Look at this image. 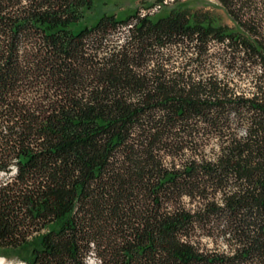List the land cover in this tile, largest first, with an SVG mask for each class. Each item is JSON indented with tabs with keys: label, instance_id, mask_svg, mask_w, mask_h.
Returning <instances> with one entry per match:
<instances>
[{
	"label": "trees",
	"instance_id": "16d2710c",
	"mask_svg": "<svg viewBox=\"0 0 264 264\" xmlns=\"http://www.w3.org/2000/svg\"><path fill=\"white\" fill-rule=\"evenodd\" d=\"M107 1L0 0V256L264 264V0Z\"/></svg>",
	"mask_w": 264,
	"mask_h": 264
},
{
	"label": "rangeland",
	"instance_id": "374dc122",
	"mask_svg": "<svg viewBox=\"0 0 264 264\" xmlns=\"http://www.w3.org/2000/svg\"><path fill=\"white\" fill-rule=\"evenodd\" d=\"M151 2H158L156 0H108L105 4H99L98 9L99 10H106V11H113L116 13L123 12V11H129L133 10L134 8L141 6L145 3H151ZM168 7H165L161 10V12L167 10L170 6L173 5H182V6H190L193 8H204V9H211L219 14H221L225 18V14L222 11L221 8L216 6L215 0H168L167 2ZM141 11L143 9L141 8ZM214 70L217 72L218 75H221V68L217 67L214 68ZM227 76L232 77L233 75L231 73L227 74ZM236 82V88L238 91L247 92L250 88V77H240L234 79ZM231 132H234L238 135H244L246 131V125L236 123V120L234 117L230 119V122L227 127ZM219 146V140L216 137H209L206 140V145L203 151V154L205 158L212 159L215 157V154L217 152ZM5 177L4 172H0V179ZM184 203L186 206H190L188 198H184ZM203 247L205 250H211V251H219V252H227L229 250V243L226 240V237H222L221 235H213L212 237H203L201 239ZM2 257V256H0ZM5 264H21V262L11 261L4 257Z\"/></svg>",
	"mask_w": 264,
	"mask_h": 264
},
{
	"label": "built area",
	"instance_id": "2783aa9c",
	"mask_svg": "<svg viewBox=\"0 0 264 264\" xmlns=\"http://www.w3.org/2000/svg\"><path fill=\"white\" fill-rule=\"evenodd\" d=\"M168 0H162L161 2H157L156 4H154V6L151 8L152 10H156L158 8H160L161 4L167 3ZM14 172V168L10 171V173Z\"/></svg>",
	"mask_w": 264,
	"mask_h": 264
},
{
	"label": "bare ground",
	"instance_id": "6f19581e",
	"mask_svg": "<svg viewBox=\"0 0 264 264\" xmlns=\"http://www.w3.org/2000/svg\"><path fill=\"white\" fill-rule=\"evenodd\" d=\"M0 264H5L4 259L2 257H0Z\"/></svg>",
	"mask_w": 264,
	"mask_h": 264
}]
</instances>
